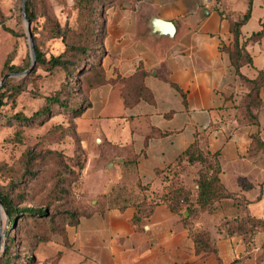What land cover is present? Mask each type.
I'll use <instances>...</instances> for the list:
<instances>
[{
	"label": "crops",
	"instance_id": "crops-1",
	"mask_svg": "<svg viewBox=\"0 0 264 264\" xmlns=\"http://www.w3.org/2000/svg\"><path fill=\"white\" fill-rule=\"evenodd\" d=\"M247 5L248 0L113 4L104 19L106 83L90 92L92 107L83 114L104 164L129 177L124 165L135 160L132 176L144 185L155 183L159 171L174 163L197 134H205L208 149L219 154L221 183L243 205L228 200L214 214L184 222L160 204L140 227L133 223L134 207L97 212L44 245L35 264H235L238 259L237 264H264V234L246 241L239 233L226 234L223 225L242 209L264 219V154L249 155L253 134L260 132L264 141V86L261 126H239L234 105L247 88L222 49L234 44L222 11L244 13ZM145 6L140 17L138 10ZM154 18L174 22V36L152 33ZM240 44L251 59L240 62V73L255 80L264 73V0H253ZM205 227L213 250L198 252L189 231Z\"/></svg>",
	"mask_w": 264,
	"mask_h": 264
},
{
	"label": "rangeland",
	"instance_id": "rangeland-1",
	"mask_svg": "<svg viewBox=\"0 0 264 264\" xmlns=\"http://www.w3.org/2000/svg\"><path fill=\"white\" fill-rule=\"evenodd\" d=\"M30 1L35 13L31 25L35 47L49 59L65 50L62 38L54 36L57 25L65 30L69 41L82 44L92 33L96 15L105 19L113 4L136 5L141 0H103L97 7L95 2L93 8L85 7L80 0ZM22 4L23 0H0V82L8 74L3 69L10 55L12 64L20 69L25 71L32 66ZM146 10V6L138 10L139 16L145 15ZM102 41L93 43L91 54L95 60L99 56L94 47L102 50ZM78 77L68 76L61 69L48 72L37 64L30 74L10 77L3 84L7 88L20 86L22 90L15 100L5 99L0 112V190L9 193L18 207L47 210L61 222V227L69 224L64 219L66 211L78 218L118 207L127 200H138L141 195L133 184L132 173L129 177L122 173L117 176V167L106 166L100 159L99 142L94 141L83 115L75 119L54 105L46 117L39 116L51 97L72 103L83 100ZM3 86L0 92L7 89ZM17 114L26 120L17 119ZM200 173H212L208 161L182 162L169 172L174 184L189 189L193 195L198 189ZM10 222L8 213L0 208V256L14 240L12 258L17 264H24L32 256L37 258L38 253L42 255L44 245L64 235L49 234L50 224L43 217L19 216L11 228ZM46 237L47 241H43Z\"/></svg>",
	"mask_w": 264,
	"mask_h": 264
},
{
	"label": "trees",
	"instance_id": "trees-1",
	"mask_svg": "<svg viewBox=\"0 0 264 264\" xmlns=\"http://www.w3.org/2000/svg\"><path fill=\"white\" fill-rule=\"evenodd\" d=\"M102 1L103 0H80L82 4H86L84 5L85 7L92 5V8L94 7L95 2L97 7L98 3ZM252 2L253 0H248L247 10L244 13H230L225 10L222 11V16L230 21L231 32L234 35L233 47L223 46L222 49L229 54L230 63L235 70L238 81L247 88V92L243 93L240 96L239 101L234 105V120L239 126L260 127V115L263 108L262 90L264 86V73H260L258 78L255 80H249L240 73L239 68L240 62L243 59L251 60L246 50V46L244 44H240V28L246 24L250 18ZM26 17L32 25L35 20V13L31 8L30 0H27L26 3ZM102 18L100 19V16L96 15L92 33L90 37L86 39V42L82 44L75 41H69L67 34L64 33L65 30H61L60 26L57 25V29H54V36L62 38L65 43V50L58 55L51 56L49 59L45 58L39 49L35 47V66L38 64L48 72L61 69L66 72L68 76H79L77 80L80 85V94L81 96H84L83 100L74 101L73 103L66 102L58 99L57 97H51L46 100V106L42 109L39 116L46 117L51 108L56 105L58 108L62 109L63 113L72 114L75 119H78L92 107V103L89 99L90 92L106 83V74L102 67V60L106 54L104 47L102 50H100L99 47H94V51L96 50L98 53L97 55L99 56V59L95 60V57L91 54L93 50V43L97 44L98 40H104L106 35L105 20ZM260 34L261 33L254 34L251 39L257 38ZM33 40L35 46L34 36ZM35 66L31 72L34 71ZM3 70L8 73L7 75H9L12 73L20 74L28 71L29 69L24 71L12 64V56L10 55L4 64ZM7 86V84L3 86V89L5 90ZM21 90L20 86H13L7 88L4 92H0V112L1 108L5 104V99L15 100ZM15 117L22 121L26 120L23 118V115L17 114ZM255 154H264V141L260 132L252 135V145L249 155L253 156ZM100 157H102V155ZM207 161L209 162V167L212 173L199 174L198 189L195 195L191 194L189 189L181 185L174 184L169 172L172 171V169H174L178 164L182 162H187L189 164L205 163ZM124 168H126L128 174L132 173L133 175L135 172V160H129L127 165H124ZM220 172L221 166L219 162V154L212 153L208 149V140L205 134H197L195 142L188 147V149H186L174 163L158 172V177L155 183L144 185L134 177L135 180H133V184L136 185V188L138 189L137 192L141 194L138 200H127L123 203V205L118 207L106 208L99 211L97 210L83 214L78 218H74L76 217L75 213L66 211L64 219H67V223H69L66 227L68 225H77L82 217H89L97 212L103 213L110 209H119L120 211H124L128 207H134L136 209V213L133 218V223L140 227L160 204L167 205V207L174 214L180 215L182 221L184 222L189 221L190 218L201 213L214 214L221 208H224L227 203L226 201L228 200H231L235 206L243 205L242 199L226 191L219 178ZM123 174H125V172ZM124 182L126 181H123V183ZM0 199L11 219L9 225L10 228L14 227L16 219L19 216H24L26 218L37 216L43 217L44 220L48 221L50 224L49 234L57 232L60 234L65 233L66 227H61V222H58L55 219L56 217L51 216L47 210L27 206L18 207L16 206L13 198L10 197L9 193H5L3 190H0ZM184 211H188V218L183 217ZM226 219L227 220L223 225L225 232L228 235L239 233L243 235L244 239L247 241L253 239L258 233L264 234V219L258 220L251 217L245 209H242L239 214L232 215L230 219ZM189 233L190 236L194 238L198 252H208L213 250V239L208 228L190 229ZM42 240L47 241V237ZM262 248L264 250V243ZM14 249L15 243L14 240H12V244L8 243L5 246L3 254L0 256V264H17L14 258H12ZM26 260L23 261L25 262L24 264H35L37 258L32 256L29 260ZM262 260L264 261V255ZM237 262H240V259H238L235 264H237Z\"/></svg>",
	"mask_w": 264,
	"mask_h": 264
},
{
	"label": "water",
	"instance_id": "water-1",
	"mask_svg": "<svg viewBox=\"0 0 264 264\" xmlns=\"http://www.w3.org/2000/svg\"><path fill=\"white\" fill-rule=\"evenodd\" d=\"M26 3L27 0H23V4H22V13L24 16L25 21L27 22L28 25V35H29V40H30V50H31V58H32V67L31 69H29L28 71H25L23 73L20 74H9L6 75L2 81L0 82V89L2 88L3 84L5 83V81L10 78V77H14V76H25L28 75L34 68L35 64H36V55H35V46H34V40H33V35L31 32V24L28 21L27 17H26ZM151 30L152 33H156L157 35H167L169 37H173L175 32H176V27H175V23L171 22V21H164L162 19L159 18H154L151 22ZM0 208H2L5 213H7L6 209L3 206V203L0 199ZM0 247H1V240H0Z\"/></svg>",
	"mask_w": 264,
	"mask_h": 264
}]
</instances>
